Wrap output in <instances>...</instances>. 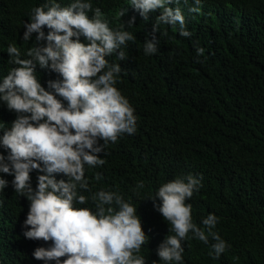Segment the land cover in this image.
I'll return each mask as SVG.
<instances>
[{
  "label": "trees",
  "instance_id": "16d2710c",
  "mask_svg": "<svg viewBox=\"0 0 264 264\" xmlns=\"http://www.w3.org/2000/svg\"><path fill=\"white\" fill-rule=\"evenodd\" d=\"M44 2L0 0V77L12 66L5 53L8 43H14L21 56L35 45L34 39L22 41L20 35L31 9ZM58 2L63 6L70 0ZM92 3L109 27L123 24L134 36L123 47L124 60L115 53L107 59L121 67L115 86L134 110L136 131L109 142L100 154L102 165L86 167L89 187L83 194L118 191L137 206L149 237L140 254L152 264L158 260L157 245L173 233L151 196L177 176H199V190L186 201L193 222L201 226V219L213 213L218 217L214 231L230 247L212 258L211 238L204 244L189 234L182 241L184 264H264V0H202L199 12L188 10L191 0L187 5L183 0L169 4L181 9L189 37L160 24V10L145 20L127 0ZM121 9L124 15L119 16ZM133 16L134 23L128 25ZM154 24L157 51L145 55L143 43ZM196 46L204 49L199 58ZM36 75L42 84L52 78L47 70L38 69ZM13 119L0 104V122ZM32 177L35 184L34 173ZM139 180L145 187L137 192ZM27 206L11 187L0 193V264H42L31 253L51 241L23 237ZM75 206L95 207L91 200Z\"/></svg>",
  "mask_w": 264,
  "mask_h": 264
},
{
  "label": "clouds",
  "instance_id": "9594fccd",
  "mask_svg": "<svg viewBox=\"0 0 264 264\" xmlns=\"http://www.w3.org/2000/svg\"><path fill=\"white\" fill-rule=\"evenodd\" d=\"M173 2L179 0H127L142 19L160 10L156 17L160 24L189 37L181 9L168 6ZM201 4L202 0H191L188 10L199 12ZM102 17L92 0H70L63 6L58 0H45L31 9L20 35L22 41L34 39L35 45L24 56L14 43L6 47L12 66L0 77V104L14 119L0 122V193L11 187L27 201L21 225L24 238L51 241L31 253L42 264H146L140 250L149 237L137 206L118 191L83 194L89 187L86 167L102 165L105 146L136 131L134 110L115 86L121 67L107 59L115 53L124 60L123 47L134 36L123 24L109 27ZM134 21L130 17L127 24ZM156 31L154 24L143 43L145 55L157 51ZM194 50L197 58L204 52L200 46ZM38 69L47 70L52 78L42 84ZM200 186L199 176L187 174L155 189L150 200L173 234L157 245L158 260L152 264H184L182 241L189 234L204 244L211 238L212 258L230 247L214 231L218 217L213 213L201 219V226L193 222L192 206L186 201ZM144 187L139 180L135 190ZM86 200L94 209L75 206Z\"/></svg>",
  "mask_w": 264,
  "mask_h": 264
}]
</instances>
